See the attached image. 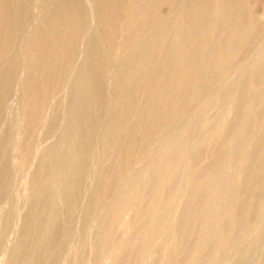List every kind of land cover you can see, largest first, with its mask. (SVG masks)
Instances as JSON below:
<instances>
[{
    "label": "rangeland",
    "instance_id": "rangeland-1",
    "mask_svg": "<svg viewBox=\"0 0 264 264\" xmlns=\"http://www.w3.org/2000/svg\"><path fill=\"white\" fill-rule=\"evenodd\" d=\"M8 1L9 5L11 6H9V12L12 22L13 24H16L9 25V27L11 26V28H14V31L16 29L20 32L16 31L14 34L13 29L10 28L12 30L10 35L13 36L10 39L11 41L6 44H3V41H0V86L3 87L4 84L7 83L10 87L9 92L5 96L6 98L4 97L2 107L0 108V158L2 151H4V153L7 152V154H5V158L6 167L9 171V179L7 182L8 185L6 186V189H4L6 192H0V202H2L0 203V216L3 221L5 219L4 229L2 225H0V264H20V260L22 258H29V256H31V253H33V248L36 245L34 243L37 242L39 235L45 231L46 225L43 223L40 226H34L31 223V237L28 239V243L26 245H21L22 243H20L18 240L20 231L18 232V228L15 231L14 226L15 223L18 222V227H20L23 219L27 221V218L29 217V210L31 209L32 199L30 193H32V190L28 189L27 181L24 179L27 172V164L22 165L21 163H18L20 161L17 160L15 165L16 161L14 157L17 156L18 153H24L26 146L28 148V152L31 151V153H33L34 150H36L39 153V151L44 146L53 143L55 139H57L56 137H58L57 135L60 133V130H62V125L66 120L65 108L67 96L65 91L63 92L64 86L61 87L62 89H59L61 92H56L53 97H51L52 99L50 98L49 102L44 105L42 109V125L40 124L38 126L33 136L30 139L26 138V136H20L17 140L16 131L18 128H20L21 124V127L25 125L26 119H24L23 113V98H25V90L23 84H21V77L24 72L27 58L25 42L28 39L27 37L30 35L28 34L30 33L29 31L33 28L34 23H36L39 8L38 5L41 0H25L26 3L24 0ZM82 1L85 2L84 7L88 14L90 8L91 10H93V8L94 10H97L99 3L96 4V1ZM135 1L136 0H120L118 5L115 6V8L118 10L117 13L119 14V19L114 21L116 26L112 23V28L108 26L106 27L107 30H104V34L106 32V36L108 34L112 35L115 33V36H112V47H106V36H103L104 39H102L103 37L101 35L100 37L96 35L94 38L96 43L99 42V46L101 47L100 49L105 53L107 59L102 84V91L105 96V101H107L104 106L105 108H103L101 112L98 111L99 113H97L94 126L95 130L93 129L94 132H92L91 141L88 143L90 145L87 144L86 146L85 157L81 165L82 170L78 179V194H76V198L73 202L74 204L71 207L72 209H69V213L67 210L66 214L64 206L59 203L61 205L60 207L63 208L62 211L66 218H64L63 221H60L55 226V234L57 237L56 239L52 240L53 243L51 242L50 249L47 251H42V249L36 248L35 251L37 252L33 254L34 258L36 257L35 259L40 260L38 264L44 262L48 255H51V264H163V262L164 264H176V262L188 264L191 260L192 264H264V206L257 208V214L254 213L256 216L253 214L255 219L253 218V221L252 219L250 220L252 224L247 223V226L245 225L241 230H239L240 232L238 231L242 235H238L237 233L235 234L237 236L236 238L239 239L232 248H226L225 250V248L223 249L220 247V249H218L217 246L218 238L220 239L226 231L224 223L220 221L222 215L226 214V210L232 209L234 203L236 202V198L240 199L238 202L247 201L245 200L247 199V196L245 193H242L243 191L235 193L234 185L236 181L242 177L243 172H245L246 175L251 178H254L257 175L255 164L248 167L243 165V150H241L239 145L236 144V141L239 136H241L240 134L244 135L243 131L246 132L245 137H248L245 139L249 141H252L256 137L263 138L264 136V133L259 129V123H264V110H262L259 104L260 101L264 100V73L261 72L262 74H259L257 70L254 71L255 66L258 67L260 66L261 62L264 63V58L261 61L259 60L260 63L258 60L250 61L249 58L251 52L255 50L254 48L264 43V0H191L193 6H208L206 7L207 12L212 11L210 14L208 12L206 20V26L208 25L207 31L209 32V41L206 45L199 46L203 47L201 48L203 50L200 51V48H198V53L194 55L195 59L199 56L197 60L200 61L198 62V68H201L199 69L201 77L199 75V79L197 77L195 80L190 81L192 82L190 83V86H193L190 91H193L190 94L191 96H189L188 100L186 101V104L189 105L193 103L194 105H189V111L186 110L184 105L178 109L172 108V113L171 111L167 113L164 122L165 124L161 126L162 128H159L161 132L158 129V132L155 131L153 133L155 134L154 138L152 134V137H150L151 139H148V142L153 139L152 141L155 143L151 141L149 144L147 143L148 146L145 144V149L140 150L139 152L138 147H134V149L137 151H134V149L130 150L128 147H125V144L119 143V140L117 141L115 138L111 140L109 145L110 147L104 149L102 143L104 133L102 130L108 126L107 124H112L114 122L113 119L110 120L113 118V112L115 111L113 101L116 99L114 98L116 95L114 94L111 86L112 79L114 78V71L118 67L121 68L123 66V60L127 53L130 50L137 49L138 47V45H136V40L133 41L128 39L130 41L129 42L125 39L128 28L127 25L130 24H127L128 22L126 18L128 16L126 10L127 7H130V3L132 5V3ZM224 1L227 2V7L232 9L228 10L223 4ZM21 3H24V5ZM228 4L231 5L228 6ZM1 5L2 2H0V10H2ZM15 5H18L19 8L18 6L15 8ZM20 6H23L24 8L22 7L21 9ZM104 7L103 10L105 12L111 10L110 6ZM182 7L183 0H176L173 2V4L167 2H160L158 4L159 10L163 14V18L160 21L161 24L159 27L161 29L168 27L169 29L171 28V30H168L169 32L167 31L159 39V41L156 42V45L158 46L154 48L156 50L154 51L156 52V55H164L163 57H165L167 52L165 48L170 42L174 43L176 46V68L181 70L184 68L183 65L186 56L183 48V45H185V35H180L181 38L176 35V28L177 25L180 26V21H177L178 18L176 19L175 12L177 13V9H179V12ZM19 14H23L24 16L22 15L20 18ZM241 15L243 16L242 21L239 20ZM254 25L260 27L261 29L259 31V35H257L255 38L256 41L254 40L255 43L253 42V45L248 44L251 45L250 47L244 46L243 52L244 50L245 52L240 57L241 60H235L236 62L232 61L233 54L237 48V43L245 39L246 36H251V28ZM19 26L21 27L19 28ZM86 28H88V33H90H87L88 37L94 34L92 33L95 31L94 26L89 25L87 27L86 23ZM150 30L152 31L153 29L151 28L149 31L144 32V36L147 37L151 35L153 31L151 32ZM110 31H112V34H110ZM82 34L83 33H81V36L79 35L78 37V42L80 41L78 45V58L76 57L75 59V62L78 59V65L83 61L84 58L82 57L83 54L81 53V44L84 45L87 41V36L83 37ZM0 39L3 40L1 28ZM226 39L228 40L227 45L224 44ZM182 43L184 44L182 45ZM262 53H264V47L260 51V54ZM215 55L216 57L214 60L213 57ZM212 63L215 65V67H213L214 65H212ZM248 63H251V65H248ZM255 63L259 65H256ZM22 66L24 68H22ZM224 66H226L225 69L222 68ZM10 68H12V70L14 69V72H12ZM71 80H73L72 77L68 78L67 82L70 83ZM169 80V78H165L164 81L162 80V84H159L161 85V89L168 87V84L170 83L175 84L174 87L179 83L177 78L176 80L174 79V81H170V83ZM143 81L144 82H141L139 86V90H137L134 94L133 101H135L133 104L135 103L136 106H134L129 112H125L126 115L124 114L123 116V123L121 122L122 125L120 124L118 126L119 128L117 127V133H128L135 141L138 140L139 142L145 138L144 136L146 135L149 119L147 120L146 117H143L145 119H143L141 127L136 129L133 128V126L130 124V121L132 122L134 120L140 119L143 111L148 109L151 111V115L153 114L154 116H159L162 114V110L160 108L164 102L162 98L165 99V96L162 95L160 96L162 97L159 99L160 101L157 103L152 102L153 99L151 93L153 95V92L150 89L152 88L150 87L152 82H150L148 79ZM81 83V80L78 78V98L80 94L79 90ZM165 84H167V86ZM1 87L0 93L2 90ZM146 93L150 94L149 97L146 96ZM111 94H113V96ZM175 94L176 93L173 92L172 100L174 101L177 99V95ZM90 104L93 106L92 103ZM152 104H156V106L154 105V107ZM93 110L95 111L96 109L93 108ZM45 115L49 116L54 122L49 129L43 124L46 122L44 118ZM134 115H137L138 117ZM167 120L169 123L166 122ZM145 121H147V123ZM143 122H145L146 125H144ZM143 125L146 126L145 129ZM164 127H166L168 131ZM78 130H82V126L80 124H78ZM163 132L165 135L162 141H160L161 143L158 145L156 140ZM99 139L101 140L100 142ZM139 142L136 144L137 146ZM194 142L196 143V146L192 150ZM230 143L231 145H229ZM100 145L102 146L100 147ZM127 149L129 152H127ZM150 151L151 153H149ZM135 152H138L139 154ZM38 153L36 152L37 155ZM148 153L150 156H148L147 159L146 154ZM128 154H133L132 159L123 165L121 170L122 172L118 170L117 173L116 171L118 169V165L126 160L125 157ZM190 156L192 160L191 174L193 176L191 175V179L189 178V181L186 182L182 173L188 162L186 159H189ZM34 168H37V166H32L30 170ZM210 172H215V175L210 177L208 175ZM125 179L127 181H125ZM104 183L108 184L112 188L108 187V191L106 190L103 193H99L100 195L98 197L99 199L97 200L98 202L93 206L95 209L90 207L92 210L90 209V211L86 212V209L92 201L90 195L93 192L92 190L94 189V186H101L102 184L105 185ZM163 186H165V188ZM257 199H264V189L259 191ZM3 202L5 205H3ZM204 210L205 212H203ZM44 212L41 216L45 218L47 211L45 213ZM1 213L4 214L2 215ZM65 219H68V221ZM148 221H151V223ZM251 225L261 226V231L258 233V235L249 233L252 227ZM5 227L8 230H6ZM32 230L34 231V235ZM242 231H244L245 235H243ZM171 236L174 237L172 238ZM179 240L181 241V244L178 243ZM185 240H187L188 243H186L187 241L185 242ZM173 245L177 246V248H173L174 250L169 254L166 250L170 247H173ZM187 246H191L190 248L188 247V250L191 251L186 249ZM227 249L231 250L227 251ZM185 250L188 251V254H186L187 252ZM212 255H214L213 258ZM122 257H124V260Z\"/></svg>",
    "mask_w": 264,
    "mask_h": 264
},
{
    "label": "bare ground",
    "instance_id": "bare-ground-1",
    "mask_svg": "<svg viewBox=\"0 0 264 264\" xmlns=\"http://www.w3.org/2000/svg\"><path fill=\"white\" fill-rule=\"evenodd\" d=\"M94 1H96V4L99 3L98 8H97V10H94V8H93V10H91V8H90V11L88 14L86 12L85 7H84L85 2L82 0H41V2L38 5L39 8H38V13H37L36 23H34L33 28L29 31L30 33H28V34H30V35L27 37L28 39L25 42V46H26L25 50H26V57L27 58H26V62H25V68L22 66V68H24V72H23V75L21 77V79H22L21 84H23L24 90H25V98H23V97L22 98L24 100V112H23L24 113V119L25 118L26 119H25V125L23 127H21V125H22L21 124L20 128H18L16 131L17 140L20 136H22V137L26 136V138H28V139H30L33 136V134L37 130L38 126L40 124L42 125V122H43L42 109H43L44 105L47 102H49L50 98L53 97V95L56 92H58L59 89L63 86H64L63 92L65 91L66 96H67V100H66V108H65L66 109V120H65L64 124L62 125V130H60V133L57 135L58 137H56L57 139H55V141L53 143H51L47 146H44L39 151V153L36 150H34L33 153H31V151L28 152V148L26 146L24 149V153H22V154L16 153L17 156H15V157L13 156L15 161H16L15 165L17 163V160H19L20 162H18V163H21L22 165L27 164V172H26L24 179H26V181H27L28 189L32 190V193H30L32 200H31V209L29 210V217L27 218V221L22 218L23 222H22L20 227H18L19 226L18 222H16L15 226H14L15 231L17 228H18L17 229L18 232L20 231L19 235H18V240L20 241V243H22L21 245H23V244L26 245L28 243V239L31 237V233H32L31 232V226H30L31 223L34 226H40L43 223H45V225H46L45 231L44 232L42 231L43 233L41 235H39L37 242L36 243L33 242L34 244H36L35 247L33 248V253H31V256H29V258H22L20 260V264H38L40 260L35 259L36 257L34 258V255H33L35 252H37V251H35L36 248L37 249L40 248V249H42V251H47L50 249L52 240L56 239L57 236L55 234V226L60 221H63L64 218H66V216L64 215V213L62 211L63 208L60 207L61 205L59 203H61L62 206H64L66 214H67V210L69 213V209L74 204L73 202H74V199L76 198V194H78V179H79V176H80L81 170H82L81 165H82V161L85 157L86 146L88 143H90L92 132H94L93 129L95 126L97 113L101 112L103 110V108H105L104 106H105V103L107 101V100L105 101V96H104L103 91H102L103 90L102 84H103V78H104L103 75H104V70L106 68L107 59H106L105 53L100 49L101 47L99 46V42L96 43L94 38L96 35L99 37H100V35L102 37L103 36L105 37L106 32L104 34V30L106 29V27H108V26L111 27V26H113V24L115 25L114 21L116 19H119V14L117 13L118 10L115 8V6L118 5V2L120 0H94ZM175 1L176 0H136L135 2L132 3V5L130 3V7H127L126 13H127L128 17L126 19L128 22L127 24H129V23L130 24L127 25L128 28H127V33H126L125 39L126 40L130 39L133 41L136 40L137 41L136 45H138V47L135 50H130L127 53V55L124 54V55H126V57L123 60V66L121 68L118 67L114 71V76H113L114 78L112 79L111 86H112V89L114 91V94L116 95L114 98H116V99H115V101H113L114 102L113 105L115 108L114 109L115 111L113 110L114 111L113 112L114 113L113 118L110 119V120L113 119L114 122L112 124H107L108 126H106L104 128V130H102L104 133L103 139H102L104 149L110 147L109 146L110 142L114 138H115V140L117 139V141L119 140V143L125 144V147H128L130 150H133L134 147H138V152L140 150L145 149L144 145L147 143L149 144V142H151L153 140L152 139L151 141L148 142V139L150 137H152V134L155 131H157L163 124H165L164 122H165V118L167 116V113L169 111H171L172 108L178 109L184 105L186 110L189 111L190 110L189 105L193 104L192 103V104L188 105V104H186V101L188 100V97L191 96L190 94L193 91V90L190 91L191 88L193 87V86L192 87L190 86V83H192L190 81L195 80V78H197V77L199 79V75H200L199 69H201V68H198V62H200V61L197 60V58L199 56L195 59L194 55L198 53V50H197L198 48H200L199 49L200 51L203 50V49H201L203 47H199V46L206 45L209 41V32L207 31L208 25L206 26V20H207V15H208L209 11L207 12V8H206L208 6L205 7L204 5H202L201 7H199V6L195 7L192 5L191 0H183V7L181 8V10L179 12H178L179 9H177V13L175 12L176 19L178 18L177 21L178 22L180 21V26L177 25V28H176V35H178V37H180V35H182V36L185 35L184 36L185 37L184 38L185 39V42H184L185 45H183L184 43H182V45L184 46L183 48H184V53H186V56L184 55L185 56V61H184V65H183L184 68L181 70L179 68H176V59H175L176 46L174 43L170 42L168 44V46L165 43L167 46L165 48L167 51L165 57H163L164 55L163 56L160 55L161 56L160 57V56L156 55V52H154V51H156L154 48L156 46H158V45H156V42L159 41V39L168 30L169 31L171 30V28L169 29L168 27L167 28L164 27L162 29L159 27V25L161 24L160 21L163 18V14L159 10L158 4L160 2H167V3L173 4V2H175ZM0 2H2V5H1L2 10H0L1 11V13H0V17H1L0 28H1V35L3 38V40L0 39V41H3L2 43L6 44L9 41H11L10 39H11V37H13L12 35H10V32L12 31L11 29H13L14 34L18 30L15 29V31H14V28H11V26L9 27V25H16V24H13L12 18H11L10 12H9V6H10L9 1L8 0H3V1L0 0ZM20 2H17V3H20ZM24 2L26 3L25 0H24ZM217 2H219V1H217ZM88 3H87V5H88ZM21 4H19V5H21ZM48 4H50V5H48ZM93 4H95V3H93ZM180 4H181V2H180ZM223 4H224V6H226V8L228 10L232 9V8L227 7L226 1H224ZM22 5H24V3ZM230 5L231 4H228V6H230ZM16 6H18V5H15V8H16ZM104 6H106V7L110 6L111 10L108 12H105L103 10L105 8ZM211 6H212V4H211ZM20 7L22 9L23 6H20ZM18 8H19V6H18ZM209 9H211V8H209ZM211 12H209V14ZM19 13H20V10H19ZM230 13H232V12H230ZM19 15L21 18V16L23 14H19ZM17 18H18V15H17ZM242 19H243V16L241 15L239 17V20L242 21ZM209 21H210V19H209ZM229 21H231V20H229ZM18 23H20V22H18ZM18 23H17V25H18ZM86 23H87V27L89 25L95 27V31L92 32L94 34H92L89 37L87 35L90 33H88V28H86ZM157 25H158V27H157ZM255 25L251 28L252 29L251 36L250 37L246 36L245 39H243L237 43V48L233 54V60L232 61L241 60L240 57L245 52V50L243 52L244 46L250 47L251 45H253L252 44L253 42L255 43V41H256L255 38L257 37V35H259V31L261 30L260 27H257ZM20 27L21 26H19V28ZM242 27H243V25H242ZM2 28H3V31H2ZM16 28L19 29L18 27H16ZM151 28L153 29L152 30L153 32L150 30L152 32L151 35H149L147 37L144 36V32L149 31V29H151ZM21 30H22V28H21ZM18 32H20V31H18ZM111 32L112 31H110V34H112ZM113 32H114V30H113ZM81 33H83L82 34L83 37L87 36V41L85 40L86 44H84V45L81 44L82 45L81 53L83 54L82 57H84V58H83V61L78 65V59L76 62H75V59H76V57L78 58V45L80 42V41L78 42V37ZM223 35H224V32H223ZM112 36H115V33H113L112 35L108 34L105 37L106 38L105 39L106 47H109V48L112 47V45H113ZM215 36H216V34H215ZM104 37L102 39H104ZM227 39L224 41V44H226V45H227V41H228ZM220 40H222V39H220ZM248 44H251V45H248ZM263 45H264V43H262L261 45H259L256 48H254L255 50L253 49L254 51H252L251 54L249 55L250 61H254V60L255 61H257V60L261 61V60H263L264 53L260 54L261 49L264 47ZM164 47H165V45H164ZM107 50H108V48H107ZM204 51H205V49H204ZM184 56H183V58H184ZM215 57H216V55L213 57L214 60H215ZM260 61H259V63H260ZM262 63L263 62H261V64ZM261 64L258 67H256V66L254 67V71L257 70L259 72V74L261 72L264 73L263 72L264 71V63L262 65ZM212 65H214V64L212 63ZM248 65H251V63L250 64L248 63ZM256 65H259V64H256ZM10 66H11V64H10ZM213 67H215V65ZM225 67L226 66H224L222 68L225 69ZM10 69L12 72H14L13 71L14 69L13 70H12V68H10ZM202 69H203V66H202ZM253 75H255V74H253ZM70 77H72L73 80H71V82L68 83L67 79ZM200 77H201V75H200ZM78 78L82 82L81 86H80V90H79V92H80L79 98H78V88H79ZM165 78L170 79L169 83H170V81H174V79L176 80V78H177L179 80V83L175 87H174L175 84L170 83V84H168V87L161 89V87H160L161 85H159V84H162V82L164 81ZM145 79H148L150 82H152V85L150 84L151 85L150 87H152L150 89L153 92V95L151 93V96L153 99L152 102L157 103L158 101H160L159 99L162 98V97H160L162 95L165 96V99L162 98L164 100V102H163L162 106H160V108L162 110V114H160L159 116H157V115L154 116L153 114L151 115V111L148 109V110L143 111V113L141 114L142 116H140V119L137 118L138 120H134L132 122L130 121V124L133 126L134 129H136V128L141 127L142 121H143V119H145L143 117H146L147 120L149 119L148 124H147L148 127L146 130V135L145 136L143 135L145 138L140 140V142L138 140H136L139 142V144L137 146L136 144L138 142H136L128 133H121V134L117 133V127L123 121V116H124L125 112H129L130 110L133 109L134 106H136L135 103L133 104V102L135 101V100L133 101L134 94L136 93L137 90H139V86H140L141 82L143 83L144 82L143 80H145ZM165 85L167 86V84H165ZM188 85H189V87H188ZM195 85H198V84H195ZM1 88H2V90L0 93V108L2 107L4 97L9 92L10 87L6 83ZM197 90H198V88H197ZM59 92H61V91H59ZM109 92H110V90H109ZM173 92H175L176 93L175 95H177V99H175V101L172 100ZM263 92H264V90H263ZM111 95L113 96V94H111ZM149 95L150 94L146 93L147 97H149ZM151 96H150V98H151ZM263 98H264V96H263ZM90 103H92L93 106ZM259 104H260L262 110H264V100L260 101ZM154 105L156 106V104H154ZM46 106H48V105H46ZM158 107H156V108H158ZM93 108H95L97 111L96 110L94 111ZM172 111H171V113H172ZM226 111H228V110H226ZM133 113H135V112H133ZM175 113H177V112H175ZM134 116L138 117L137 115H134ZM174 116H176V115H174ZM232 117H233V115H232ZM44 118H45L46 122L43 124L46 125V127H48V129H49L53 125L54 122L47 115H45ZM99 118H100V116H99ZM145 122L147 123V121H145ZM145 122H143L144 125H146ZM166 122L169 123L168 120ZM246 123H248V122H246ZM78 124H80L82 126V130H78ZM40 127H42V126H40ZM145 127L146 126H144V129H145ZM166 127H164V128L166 129ZM191 127H193V126H191ZM259 129L264 133V123L263 122L259 123ZM159 131H160V129H159ZM164 132L162 134L160 133L161 134L160 136L158 134V136H159L158 138L156 137L157 138L156 142L158 145L161 143L160 141H162V139L165 135ZM245 133L246 132L243 131L244 135L240 134L241 136H239V138L236 141V144H238L239 147L241 148V150H243L242 155H243V159H244V164L242 163L243 161L241 163L243 165H245V167H248L250 165L255 164V169H256L257 175L254 178H251V177H248L245 172H243V175L241 178H239V176H238L239 179L236 181V183L234 185L235 193H238L239 191H241V192L243 191L242 193H245L247 196V199H245L247 201L246 202H241V201L238 202V200H240V199L236 198V202L234 203V206L232 207V209L226 210V214L222 215L220 221L222 223H224L226 231L220 239L218 238V241H217L218 242V245H217L218 249H220V248L224 249L225 248V250H226V248H232L235 245V243H237L236 241L239 239V238H236L237 236L235 234L237 233L239 235L240 234L239 230H241L247 223L250 224L251 219L253 221V218H254L253 214L254 213L257 214V212H256L257 208L264 206L263 205L264 199L263 200L257 199V195H258L259 191L264 189V136H263V138H257L256 137L252 141H249V140L245 139V138H248V137H245ZM136 135H137V133H136ZM132 136H133V133H132ZM154 136H155V134H153V138H154ZM100 141L101 140L99 139V142ZM29 142H30V140H29ZM153 143H155V142H153ZM148 144H147V146H148ZM189 144H190V141H189ZM199 144H201V143H199ZM88 145H90V144H88ZM229 145H231V143ZM233 145H234V143H233ZM101 146L102 145H100V147ZM195 146H196V143L194 142V144L192 146V150L195 148ZM200 146H202V145H200ZM101 149H103V148H101ZM135 150L136 149H134V151ZM151 151L149 153H151ZM36 152L38 153V155L36 154ZM127 152H129L128 149H127ZM138 152H135V153L139 154ZM144 153H146V152H144ZM149 153L146 154L147 159H148V156H150ZM5 154H7V152L4 153V151H2L1 158H0L1 159V161H0V192L5 191L4 189H6V186L8 185L7 182L9 179L8 178L9 177L8 176L9 171L6 167V158H5L6 156H5ZM143 154H142V156H143ZM188 155H190V154H188ZM134 156H135V154H134ZM137 156L140 157L139 155H137ZM132 157H133V154L132 155L128 154L125 157L126 158L125 161H123L119 165L117 164L118 169L116 172L118 173V170L121 171L123 168V165L126 164L128 161H130L132 159ZM117 160H118V158H117ZM186 160H188V162H187L186 166L184 167L182 174H183L184 179L187 182V181H189V178L191 179V177L193 176L191 174V166H192L191 156L189 157V159H186ZM144 161H146V160H144ZM256 161H258V162H256ZM171 162H173V161H171ZM162 164H163V162H162ZM35 165L37 166V168H34L35 170L34 169L30 170V168L32 166H35ZM152 167H154V166H152ZM234 169H235V167H234ZM101 170H103V169H101ZM123 172H124V170H123ZM208 175L210 177H212L213 175H215V172H210ZM171 176H172V174H171ZM194 176H195V174H194ZM199 176H202V175H199ZM127 179H129V178H127ZM125 181H127V180L125 179ZM224 185H226V184H224ZM108 187L112 188L108 184H105V185L102 184L101 186L98 185L96 187L94 186V189L92 190L93 192L90 195L92 201L90 202V205L88 206L89 209L88 208L86 209V212L90 211V209H91L90 207L94 208L93 206L95 204H97V202H98L97 200L99 199L98 198L100 195L99 193L105 192L107 189H109ZM163 187L165 188V186H163ZM146 188H147V186H146ZM119 194H120V192H119ZM192 195H194V194H192ZM209 199H210V197H209ZM3 200H4V198H3ZM0 203H2V202H0ZM3 205H5L4 202H3ZM157 207H158V205H157ZM161 207H163V206H161ZM141 209H144V208H141ZM184 210H181V211H184ZM44 211L45 212L47 211V215L45 218L43 216H41ZM3 212H4V210H3ZM139 212H140V210H139ZM203 212H205V210ZM185 213H187V212H185ZM141 218H142V216H141ZM143 219H144V217H143ZM11 220H12V218H11ZM106 220H105V222L107 223ZM66 221H68V219ZM217 221H218V219H217ZM187 222H188V220H187ZM149 223H151V221ZM216 223H218V222H216ZM255 224H256V222H255ZM0 225H2V227L4 229L5 219L3 221L1 216H0ZM185 226H186V224H185ZM251 226H252L251 230L250 231L247 230V231H249L250 234H257L258 235V233H260V231H261V226H259V225H257V226L251 225ZM169 227H170V225H169ZM220 228H221V226H220ZM6 230H8V229L6 228ZM153 231H155V230H153ZM38 232H39V230H38ZM160 232H161V230H160ZM242 232H243V235H245L244 231H242ZM133 234H134V232H133ZM33 235H34V231H33ZM240 235H242V234H240ZM248 236H250V235H248ZM66 238H67V236H66ZM241 239H242V237H241ZM215 240H217V239H215ZM61 241H62V239H61ZM186 241L187 240H185V242ZM151 242H152V240H151ZM168 242L170 243L169 240H168ZM180 242L181 241L179 240L178 243H180ZM178 243H176V244H178ZM186 243H188V241ZM32 246H34V245H32ZM54 246H55V244H54ZM178 246H180V245H178ZM184 246H186V245H184ZM191 246H193V245H191ZM141 247H142V245H141ZM150 247H151V245H150ZM188 247L189 246H187V248H186L187 250H188ZM21 248H19V249H21ZM173 248H177V246L173 245V247L168 248L166 251L170 254L174 250ZM230 250L227 249V251H230ZM175 251H176V249H175ZM188 251H191V250H188ZM188 251H186L187 252L186 254H188ZM216 251H217V249H216ZM39 252H40V250H39ZM182 252H183V248H182ZM41 253H43V252H41ZM190 253H192V252H190ZM56 254H58V253H56ZM229 256H230V253H229ZM213 257H214V255H212V258ZM123 258L124 257H122V259ZM217 258H218V256H217ZM221 258H224V257H221ZM117 259H119V258H117ZM118 261H120V260H118ZM134 261H136V260H134ZM191 261L189 263L192 264ZM41 264H51V255H48L45 258V261L41 262ZM163 264H164V262H163ZM176 264H184V263H177L176 262Z\"/></svg>",
    "mask_w": 264,
    "mask_h": 264
}]
</instances>
